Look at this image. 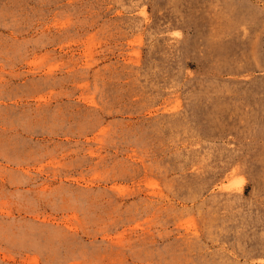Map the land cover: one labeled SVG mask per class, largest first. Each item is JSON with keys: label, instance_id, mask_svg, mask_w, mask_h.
I'll return each mask as SVG.
<instances>
[{"label": "rangeland", "instance_id": "rangeland-1", "mask_svg": "<svg viewBox=\"0 0 264 264\" xmlns=\"http://www.w3.org/2000/svg\"><path fill=\"white\" fill-rule=\"evenodd\" d=\"M0 264H264V0H0Z\"/></svg>", "mask_w": 264, "mask_h": 264}]
</instances>
